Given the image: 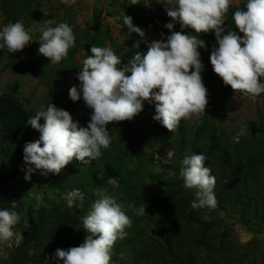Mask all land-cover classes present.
<instances>
[{"label": "clouds", "instance_id": "9594fccd", "mask_svg": "<svg viewBox=\"0 0 264 264\" xmlns=\"http://www.w3.org/2000/svg\"><path fill=\"white\" fill-rule=\"evenodd\" d=\"M61 2L75 4L76 0ZM131 4H137V0ZM230 4L231 0H167L165 8L171 22L165 27L171 31L178 22L181 31H171L166 41L148 43L146 53L137 51L127 63L111 48L92 46V55L83 59L82 70L77 75L79 87H71L68 93L73 102L82 98L92 110L90 121L83 127L68 111L53 103L46 108L42 106L28 119L40 137L24 146L23 159L29 165L25 179L29 180L35 170H41L44 175H59L73 159L88 163L101 157V150L111 145L107 125L133 119L143 110L145 102L154 104L153 119L170 132L182 119H199L209 103L198 50L206 47L199 38L202 34L215 33L218 47L210 55L213 72L234 93L255 102L264 94L261 79L264 78V0H247L244 9L234 12L235 29L242 36L229 29L224 34V16ZM53 23L48 19L31 31L41 33L39 54L55 64L68 56L69 49L75 46V36L67 23L52 26ZM123 23L129 33L144 37L145 33L133 25L132 17L124 15ZM184 29H189L190 34H184ZM31 43L32 36L21 21L9 22L0 29V50L17 53ZM134 47L138 48L139 42ZM204 161L201 154L185 156L179 177L185 189L194 190L191 204L194 209L214 210L218 205L214 194L216 180ZM107 183L119 187L115 178H109ZM98 195L100 198L92 210L83 217V227L88 233L84 242L67 250H56L55 256L63 264H111L115 243L127 236L125 229L131 227L132 221L124 211V204L116 196L106 194V189H101ZM83 200L79 189L67 194L69 208L77 206V202L82 205ZM127 207L137 215L146 213L145 204L138 209L133 204ZM18 220L16 212L0 210V242L15 236L13 227ZM16 243H20V237Z\"/></svg>", "mask_w": 264, "mask_h": 264}, {"label": "trees", "instance_id": "16d2710c", "mask_svg": "<svg viewBox=\"0 0 264 264\" xmlns=\"http://www.w3.org/2000/svg\"><path fill=\"white\" fill-rule=\"evenodd\" d=\"M1 1L0 13L4 20L0 29L9 22L18 21L21 15L19 4L8 7ZM246 2L238 7H229L224 16V34L229 29L243 35L235 29L233 15L237 9H244ZM165 3L167 5V1ZM132 22L135 27L150 26L165 41L171 31H181L178 22L171 31L165 27L171 22L168 16L148 22L132 17ZM92 27L93 33L86 32L84 39L93 45L103 39L96 15ZM124 31L128 36L129 52L120 59L127 63L137 51L146 53L147 44L151 41L142 39L137 41L139 47H134L137 42L133 33H129L125 25ZM183 32L190 34L189 29ZM103 35L109 37L108 32ZM199 38L206 44L205 48L198 50L204 65L201 73L203 82L210 93L205 114L190 127L181 125L172 141L169 131L158 121L153 120L154 135H146L125 121L122 124L123 130L140 147V151H153L156 161L160 162L169 151L171 161L163 166L169 173L176 174L163 180L151 178L164 187L165 196L153 199L154 209L140 218H134L136 241L141 247L137 257L129 264H258L253 258L230 255L231 244L219 215L228 210H238L245 227L264 230V123L251 122L243 132L221 126L218 120L226 111L231 87L224 85L210 63L211 51L218 47L215 33L202 34ZM17 55L18 52H8L4 68H21L22 62L16 60ZM261 79L264 81V78ZM26 105L25 99L0 96V210L18 214L19 220L13 231L20 236V243L11 250L3 264H57L61 260L50 256L49 247L67 250L82 244L88 235L82 225L83 217L99 199L98 192L108 184L109 178H115L119 186L124 184V180L121 171L113 165L106 164L104 171L98 173L94 160L82 163L73 159L70 163L74 174L72 178L55 175L51 184L60 194L79 189L84 196L82 205L77 202V206L69 208L46 198L45 204L34 209L21 197L15 201L12 186L18 179L25 178L29 167L23 159L24 146L40 137L39 131L28 123L36 111L27 110ZM40 123L43 124L42 119ZM193 154L203 155L205 167L215 176L214 194L218 205L214 210L207 207L194 209L191 206L195 199L194 190L185 189L179 177L182 160ZM209 214L214 220L205 218ZM121 244L117 240L112 255L118 253ZM261 264H264V258Z\"/></svg>", "mask_w": 264, "mask_h": 264}, {"label": "rangeland", "instance_id": "374dc122", "mask_svg": "<svg viewBox=\"0 0 264 264\" xmlns=\"http://www.w3.org/2000/svg\"><path fill=\"white\" fill-rule=\"evenodd\" d=\"M97 1L76 0L75 4L71 2L64 4L61 0H2L1 4L8 7H16L19 4L21 15L18 21L23 22L25 28L29 30L32 43L18 52L16 60L22 62L21 68L13 66L4 68L8 51L7 49L0 51V96L10 95L14 98L25 99L27 100L26 109L36 112L42 106L46 108L47 105L53 103L56 107L68 111L72 118L79 122L80 126L86 127L90 121L92 110L85 105L82 98L73 102L68 93L71 87H79L80 82L77 75L82 70L83 59L92 55L91 47H108L119 57L127 56L129 46L128 36L125 34L123 25L124 15L138 17L144 22H148L167 16L165 7H168L165 3L167 0H137L135 5L131 4L132 0H105L103 3L105 8L96 14L102 28L100 36L103 39L92 45L84 39V36L86 32L93 33L92 20L94 14L91 15L90 12ZM246 1L231 0L230 7H238ZM48 19L54 21L52 26L61 22L67 23L73 29L75 36V46L69 49L68 56L55 64L39 54L38 40L41 33L31 31L34 27L43 25ZM3 20L4 17L0 13V25ZM139 28L145 35L141 37L133 32V38L136 42L142 39L151 42L162 39L150 26L141 25ZM105 32H108L109 37L103 35ZM209 94L208 91V99ZM154 115V104L145 102L143 110L133 119L125 122L133 128L141 129L146 135H154ZM196 120V117L182 119L173 132L169 131L171 141L176 138L178 128L181 125L190 127ZM259 121L264 123V94H261L253 102L247 97L234 93L231 89L226 111L218 120L221 126L228 130L243 132L251 122ZM123 122L107 125V130L111 136V145L107 149H102L101 157L94 160V168L98 173L104 171L106 164L113 165L121 171L124 180L123 185L117 188L106 184L102 189H106V194L116 196L118 202L124 204V211L132 221L131 227L125 229L127 236L124 239H118L122 243L121 249L117 254L112 255L111 264H129L137 257L141 244L136 241L134 218H140L143 215H137L127 205L133 204L138 209L145 204V214L154 209L152 200L164 197L165 189L151 178H158L159 180L167 178L169 171L163 165L171 161L172 155L168 151L165 157L158 162L153 151L145 149L140 151V147L123 130ZM218 122L216 121L215 125ZM72 172L73 167L68 164L58 176L71 179ZM54 176L55 174L44 175L41 170H35L31 173L29 180L18 179L14 183L12 196H15V201L17 198H23L34 209L45 204L46 198L58 205L68 206L67 194L69 192L60 194L58 190L54 189L51 184ZM205 218L214 220L211 214ZM219 218L226 228L227 239L231 244L230 255L246 259L253 258L258 264H261L264 258V230L257 227L252 229L245 227L238 210H228L219 215ZM17 237L20 236L15 233L11 240L0 242V264L8 259L11 250L17 246ZM48 250L50 256L54 258L56 249L49 247ZM57 264H63V261L61 260Z\"/></svg>", "mask_w": 264, "mask_h": 264}, {"label": "crops", "instance_id": "0c3cea01", "mask_svg": "<svg viewBox=\"0 0 264 264\" xmlns=\"http://www.w3.org/2000/svg\"><path fill=\"white\" fill-rule=\"evenodd\" d=\"M105 2V0H98L97 2H96V4L94 5V7H93V9L91 10V15L92 14H94V15H96V14H98V13H100L101 11H102V9L103 8H105L104 6H103V3Z\"/></svg>", "mask_w": 264, "mask_h": 264}]
</instances>
